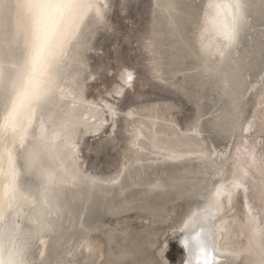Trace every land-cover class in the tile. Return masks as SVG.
Segmentation results:
<instances>
[{
  "label": "snow or ice",
  "instance_id": "6c2138e0",
  "mask_svg": "<svg viewBox=\"0 0 264 264\" xmlns=\"http://www.w3.org/2000/svg\"><path fill=\"white\" fill-rule=\"evenodd\" d=\"M254 6L250 0H231L227 6L210 0L207 8L213 12L204 13L203 27L197 25L203 72L218 78L224 95L231 100L230 122L222 131L234 144L226 145L228 150L221 155L231 161L233 170L230 179L223 173L214 190L206 189L207 195L200 197L202 205L191 204L174 220L171 235L183 249L182 264H217V230L224 219L221 213L235 208L234 194L241 189L247 193L257 175L264 189V151L250 148L244 138L253 130L255 116L252 120L244 117L235 77L227 71L228 65L236 63L233 56ZM110 7L109 0H0V264H36L28 255L31 241L51 231L50 218L64 211L61 200L65 186L82 180L97 183L65 167V155L75 149L78 123L68 108L54 111L49 106L57 96L61 100L71 97L72 108L80 102L78 92L65 88L63 70L68 61L76 59L88 29L106 22ZM209 31L210 40L204 35ZM121 80L130 87L132 72L125 69ZM120 94L118 89L116 95ZM101 111L113 119L119 115L111 104H103ZM238 133L243 149L236 143ZM168 158L177 157L172 154ZM24 177L32 180L24 181ZM152 187L163 186L157 183ZM25 206L30 212H24ZM245 207L248 251L258 256L253 264H264V219L247 201ZM24 216L29 227L19 222ZM44 255L41 251L40 256Z\"/></svg>",
  "mask_w": 264,
  "mask_h": 264
},
{
  "label": "bare ground",
  "instance_id": "6f19581e",
  "mask_svg": "<svg viewBox=\"0 0 264 264\" xmlns=\"http://www.w3.org/2000/svg\"><path fill=\"white\" fill-rule=\"evenodd\" d=\"M191 2L192 0H153L155 15L153 16L151 32L155 37L157 35L162 37L163 35L164 40L169 42V49H167L168 66L181 64L183 67L187 60L192 59L196 62V66L189 70H196V72L192 76H187L188 83L204 89L206 79H216V83L221 85L220 99H225L227 105L217 107L208 119H205V114L199 112L193 125L183 129L174 120L163 118L152 111V108H146L141 112L119 109L116 101L124 99L123 91L126 86L123 83L118 84L109 93V95H116L117 90H121L122 94L116 95L115 101L104 97L99 100L88 98L83 83L86 79L94 76L93 73L88 72L90 68L88 50L91 47V36L88 35V31L91 26L85 33L83 47L79 49L76 59L68 61L63 70L65 88L78 92L80 102L75 108H72L71 97L61 100L57 96L52 99L49 107L54 111H57L59 107H66L75 113L78 123L76 135L73 138L75 149L71 155H65V167L70 171L78 172L81 177L94 178L97 183L92 184L88 180H82L74 186L71 183L65 186L61 200L64 211L50 218L53 225L51 231H45L31 241L28 255L30 259L36 261V264H41V260L44 261V264H59L60 261L69 262V257H73L74 253L81 249H83V253L88 254L83 260L88 261L89 264H92L94 257L97 260L104 257L102 241L93 240L87 234L98 230L97 226L88 223H92L90 221L100 217L104 208L110 215L125 214L139 208L142 211H148L155 219L162 218L165 222L170 216L169 214L164 215V213H168L165 204L148 202L151 196L157 194L162 197L163 195L174 194L176 200L191 197L193 201H198H194L195 203L202 205L204 201L200 199L201 195H207L206 189L214 190L213 185L219 183L221 174L227 173L229 174L228 178H231L230 173L233 170L231 161L221 155L228 150L226 145L234 144L231 136L222 131L230 122L231 100L224 95L222 83L218 78L205 75L203 60L199 53L198 37L200 33L197 30V25L203 27L204 13L207 11L211 14L213 10L207 8L210 0H203L201 16L197 20L198 8H193L190 5ZM213 2L227 6L231 0H213ZM250 2L255 6L249 10L248 26L241 35L239 48L234 53L233 58L236 63L228 65L227 71L230 76L235 77L237 85L235 91L241 94L240 100L244 117L247 120H252L255 116L254 128L244 138L248 140L250 148L261 152L264 151V145L262 146L264 134V86H262L264 85V70L254 80L251 79L249 71L255 64V56L264 50V7H261V0H250ZM223 10L226 12L227 7ZM195 19L197 22L194 24ZM190 24L194 25V27L191 26L195 31H193V38L191 39L186 37ZM204 35L206 39H211L210 31ZM164 40L161 38L158 43L162 44L165 42ZM244 40H246V44H243ZM152 53L154 55L160 54L159 52ZM151 62L155 64L151 69L155 78L164 80L163 75L167 72L163 73L164 71L158 67L155 57L151 59ZM73 67L76 68L73 70ZM172 68L174 67L168 71V75L170 74L172 79L173 76L183 72L179 67L173 70ZM130 71L133 74V71ZM203 89L202 93L205 92ZM250 93H253L255 100L253 111L246 115V98ZM103 104H111L119 115L115 119L110 115L105 116V113L101 111ZM120 120L123 123L122 126L118 125ZM205 120L206 124L210 126L209 131L206 130ZM120 127L125 130L128 137L125 140L126 146L123 149L122 160L117 167L118 169L111 175H104L93 172L89 167H86V161L81 150L85 136L114 140ZM212 131L217 135L225 134L228 138L227 144L219 147L210 141L211 138L205 134ZM237 136L236 143H239L243 149L240 134L238 133ZM231 153L235 155V147H232ZM172 154H175L177 158L169 159L168 157ZM22 179L28 182L32 180L30 177ZM112 180H117L118 183L113 184L111 183ZM260 181L261 177L257 175L255 183L250 185V190L247 193L241 189L234 194L235 208L231 212L225 210L221 213L224 219L217 230V264H253L258 258L257 254L248 251L250 233L243 225L248 219L246 201L255 210V214L264 219V189H262ZM157 183L163 187L154 189L152 185ZM134 189H138V192L135 195L127 196ZM224 202L227 203V196L224 197ZM136 203L138 204L135 206ZM24 212H30L28 206H25ZM84 217L87 218V222L83 221ZM97 220L95 219V222ZM19 222L24 227L30 226L26 216L21 217ZM155 223L154 225H156ZM114 231L120 232L115 229L111 230L110 234L108 233L106 240L110 245L115 241ZM121 232H126V230ZM157 234L159 233L157 232ZM41 240L44 241L43 244L40 243ZM36 242L39 244V248L34 254L33 249ZM150 244L154 246L156 241ZM41 251L45 253L43 258L40 256ZM132 254V251L124 248L118 255L111 251L109 256H114L115 261L118 262ZM147 264L154 263L150 261Z\"/></svg>",
  "mask_w": 264,
  "mask_h": 264
},
{
  "label": "rangeland",
  "instance_id": "374dc122",
  "mask_svg": "<svg viewBox=\"0 0 264 264\" xmlns=\"http://www.w3.org/2000/svg\"><path fill=\"white\" fill-rule=\"evenodd\" d=\"M109 3L111 7L108 10L106 22L94 24L88 31V35L91 36V47L88 50L90 67L88 72L94 74L93 78L86 79L83 83L88 98L99 100L104 97L115 101L116 95H109V93L118 84L123 83L120 79L121 73L125 69H130L133 71V87L125 85L124 99L116 101L121 110L141 112L146 108H152V111L161 117L174 120L181 128L187 129L193 125L199 112L205 114V119H208L217 107L227 105L225 99H220L221 85L216 83V79H206L204 82L207 86L205 85L204 89L188 83L187 76H192L196 72V70H189L196 66V62L192 59L184 63L183 67L186 70L181 64L168 66L169 42L164 40L163 35L155 37L151 32L155 15L153 0H109ZM202 3L203 0H192L190 4L193 8H198L197 20L201 16ZM196 19L194 24L197 22ZM191 25L194 27L193 24H190L189 32L186 35L190 39L193 38L194 31ZM161 38L165 42L159 44L158 41ZM243 44H246V40ZM152 52L160 54L154 55ZM257 56H255V64L249 71L253 80L264 70V50ZM153 57L157 59V65L164 71L163 73L167 72L163 75L164 80L156 79L151 71L155 65L151 62ZM171 67H174L172 70L179 67L183 72L173 76L172 79L171 75H168ZM183 78L186 80L184 81ZM202 89L205 91L204 94L201 92ZM246 100L245 110L248 115L253 111L255 100L253 93H250ZM204 123L206 130L209 131L210 126L206 124V120ZM118 125H123L121 120ZM205 135L219 147L227 144L228 138L225 134L217 135L212 131ZM126 137L128 135L121 127L114 140L85 136L81 150L86 167L96 173L113 174L122 160ZM262 137L263 146L264 134ZM137 192L138 189H134L127 196L135 195ZM174 200H176L174 194L162 197L155 194L148 200L152 204H165L168 213H164V215H170L165 222L162 218H159V220L162 219L159 221L158 218L152 217L148 211H142L139 208L119 215H110L104 208L105 211L103 209L104 212L102 211L100 217L95 218L98 219L96 222L94 219L90 221L92 223H88L97 226L98 230L87 234L93 240L102 241L104 245V257L100 258L101 261L94 257L92 264H147L150 261L154 264H182L184 253L177 240L171 235V226L178 216L187 212L189 206L195 203L194 201H198H193L191 197ZM86 220L87 218L84 217L83 221L87 222ZM157 220L158 222H156ZM153 222H156V225ZM115 229L120 232L114 231L115 241L110 245L106 240L107 235ZM124 229L126 232H121ZM153 241H156V246L150 244ZM74 242L72 243L74 244ZM38 248L39 244L36 242L33 249L34 254L37 253ZM124 248L132 251L133 254L118 262L115 261L114 256H109L111 251L118 255ZM87 255L81 249L74 253L73 257H69V264H89L88 261L83 260Z\"/></svg>",
  "mask_w": 264,
  "mask_h": 264
}]
</instances>
